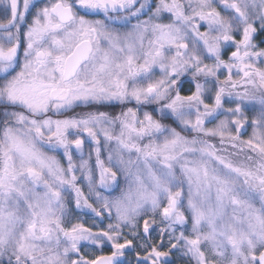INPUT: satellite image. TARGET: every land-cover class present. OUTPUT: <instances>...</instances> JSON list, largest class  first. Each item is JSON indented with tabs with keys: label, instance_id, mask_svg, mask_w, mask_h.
Here are the masks:
<instances>
[{
	"label": "snow or ice",
	"instance_id": "6c2138e0",
	"mask_svg": "<svg viewBox=\"0 0 264 264\" xmlns=\"http://www.w3.org/2000/svg\"><path fill=\"white\" fill-rule=\"evenodd\" d=\"M2 3L0 264H264V0Z\"/></svg>",
	"mask_w": 264,
	"mask_h": 264
},
{
	"label": "rangeland",
	"instance_id": "374dc122",
	"mask_svg": "<svg viewBox=\"0 0 264 264\" xmlns=\"http://www.w3.org/2000/svg\"><path fill=\"white\" fill-rule=\"evenodd\" d=\"M128 106H133V105H128ZM227 106L228 105H226V107ZM102 110L108 111V112H110L112 114H115V113H118V112L121 111V106L117 104V105H114V106H110V107L104 108ZM76 111H81V109H77ZM250 133H251V129L249 128L248 129V133H246L243 138L244 139H247V137H248V135H250ZM214 142L215 143H218L217 141H214ZM89 150H90V145L86 144L85 147H84V154H85V156H87ZM141 223H142V221H141ZM172 256H173V260L174 259L177 260L176 257L178 256V253H173ZM182 262L185 264V261L182 260Z\"/></svg>",
	"mask_w": 264,
	"mask_h": 264
},
{
	"label": "flooded vegetation",
	"instance_id": "af4514ba",
	"mask_svg": "<svg viewBox=\"0 0 264 264\" xmlns=\"http://www.w3.org/2000/svg\"><path fill=\"white\" fill-rule=\"evenodd\" d=\"M3 8H4V5H3V3H2V0H0V14H2V12H3ZM30 19V18H29ZM173 264H184L183 262H182V260H179V259H177V260H173Z\"/></svg>",
	"mask_w": 264,
	"mask_h": 264
}]
</instances>
